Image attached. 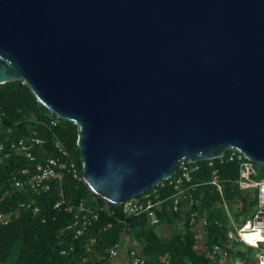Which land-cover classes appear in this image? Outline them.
I'll return each mask as SVG.
<instances>
[{
    "label": "water",
    "instance_id": "1",
    "mask_svg": "<svg viewBox=\"0 0 264 264\" xmlns=\"http://www.w3.org/2000/svg\"><path fill=\"white\" fill-rule=\"evenodd\" d=\"M12 81L77 126L81 183L108 203L183 160L264 165V0H0Z\"/></svg>",
    "mask_w": 264,
    "mask_h": 264
},
{
    "label": "trees",
    "instance_id": "2",
    "mask_svg": "<svg viewBox=\"0 0 264 264\" xmlns=\"http://www.w3.org/2000/svg\"><path fill=\"white\" fill-rule=\"evenodd\" d=\"M0 107L4 113L0 119V141L7 147L24 135L30 118L35 117L33 124L48 141L46 150L49 153L54 152L52 144L58 140L69 149L77 148V126L60 118L58 126L49 127V110L22 81L0 84ZM76 156L82 167L79 149ZM200 163L203 172L194 176V182L201 184L195 192L199 199L196 208L206 210L209 219L202 247L199 232L189 225L181 212L170 213L168 203L159 213L160 226L170 225L178 228V231L165 235L157 233V226L151 225L145 215L128 216L120 206L95 197L81 182L70 178L64 180L62 194L57 188L42 196L15 188L11 180L12 173L22 167H31V162L12 153L0 168V211L11 212L20 201H33L40 211L35 214L32 210H22L10 223L0 225V260L6 264H112L108 249L118 243L122 248L126 239L140 245L145 264H215L214 258L218 256L213 257L211 254L214 244L226 246L229 250L227 257H248L238 247L243 243L229 240L228 231L233 228L232 221L240 224L252 211L257 202L256 191L239 187L237 162L220 166L224 196L234 212L231 218L220 201L216 187L209 183L211 175L206 167L207 161ZM172 193L171 189L161 192L162 197ZM60 199L65 200V206L72 205L73 209L55 208V202ZM81 205L83 211H79ZM90 211L96 212L98 219L92 221L82 236L76 237V215L88 214Z\"/></svg>",
    "mask_w": 264,
    "mask_h": 264
},
{
    "label": "built area",
    "instance_id": "3",
    "mask_svg": "<svg viewBox=\"0 0 264 264\" xmlns=\"http://www.w3.org/2000/svg\"><path fill=\"white\" fill-rule=\"evenodd\" d=\"M4 117L0 107V119ZM35 117L30 118V124L27 125L24 135L14 140L10 147L0 141V168L3 163L9 159L12 153L23 156L29 162L31 167H22L15 170L11 175V180L15 188L31 192L34 195L42 196L48 194L57 188L62 192V185L66 178H70L81 182L83 180V170L78 162L76 151L79 149L67 148L60 140L52 144L53 153L46 150L48 141L38 127L33 124ZM47 124L49 127H56L60 124V117L52 112L47 113ZM46 124V125H47ZM10 131V130H9ZM207 161L206 167L210 170L211 183L216 187L220 194V201L225 206L228 215L230 213V205L224 196V184L222 181L220 166L227 162H237L239 164V187L243 190H255L257 202L254 206L255 213L252 217H246L240 224L233 222V228L228 231L230 241L243 243L247 246L259 249L256 253L258 264H264V248L257 241L255 245L245 243L241 236L240 230L249 222L253 226L257 224L264 227V176L261 180H255L254 175L258 173L254 160L247 157L243 152L237 149H229L224 156ZM201 161L189 162L186 160L175 169L173 175L168 179L160 182L159 185L152 187L148 191L127 198L122 206V211L128 216L145 215L153 226H160L161 217L159 213L162 211L165 203H168V211L170 213H180L182 217L199 233L200 245H204L206 238V227L209 223L207 211L197 209L199 199L195 195L196 190L200 187V183L194 182V176L203 172ZM165 189H171L172 195L162 197L161 192ZM71 211L72 205L65 206V200L60 199L55 202V208ZM22 210H32L33 213H39L40 208L33 201H20L17 208L11 212L0 211V225H7L13 218L19 216ZM83 205L79 211H83ZM76 237L82 236L91 226L93 220L98 219V214L94 211L88 214L76 215ZM261 235H264L262 231ZM66 253V251H63ZM211 254L215 256L229 255V250L221 244H214L211 248ZM108 255L112 264H145L146 259L141 251L140 245L133 241L129 250L121 252V244H116L108 249ZM0 264H6L0 260Z\"/></svg>",
    "mask_w": 264,
    "mask_h": 264
},
{
    "label": "rangeland",
    "instance_id": "4",
    "mask_svg": "<svg viewBox=\"0 0 264 264\" xmlns=\"http://www.w3.org/2000/svg\"><path fill=\"white\" fill-rule=\"evenodd\" d=\"M255 166L258 170V173L254 175V179L261 180L263 178L264 165L255 163ZM230 213L234 217V212L232 207H230ZM254 213H255V209L253 207L252 211L249 213V215H246L244 219L246 217H252ZM156 231L159 234L170 235L174 232H177L178 228H173L170 225H164V226L162 225V226H157ZM130 244H131L130 239H126V242L123 244L121 248V252L124 253ZM260 245L261 247L264 248V243H261ZM238 247L241 248L243 251H245L248 257L242 258L240 256H230V257L218 256L217 258H214L215 264H258L256 253L258 252L259 249L249 248L245 244L238 245Z\"/></svg>",
    "mask_w": 264,
    "mask_h": 264
},
{
    "label": "clouds",
    "instance_id": "5",
    "mask_svg": "<svg viewBox=\"0 0 264 264\" xmlns=\"http://www.w3.org/2000/svg\"><path fill=\"white\" fill-rule=\"evenodd\" d=\"M262 231H264V227L259 224L253 226L249 222L240 230V236L245 243L255 245L257 241H264V235H261Z\"/></svg>",
    "mask_w": 264,
    "mask_h": 264
}]
</instances>
